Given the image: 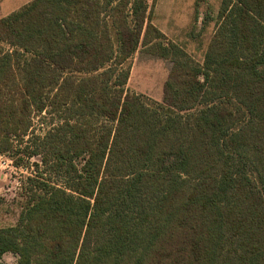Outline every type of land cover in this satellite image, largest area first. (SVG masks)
<instances>
[{
    "label": "trees",
    "instance_id": "obj_1",
    "mask_svg": "<svg viewBox=\"0 0 264 264\" xmlns=\"http://www.w3.org/2000/svg\"><path fill=\"white\" fill-rule=\"evenodd\" d=\"M152 11L32 0L0 18V155L38 159L0 264H264V0H222L201 74L156 105L122 69Z\"/></svg>",
    "mask_w": 264,
    "mask_h": 264
},
{
    "label": "rangeland",
    "instance_id": "obj_2",
    "mask_svg": "<svg viewBox=\"0 0 264 264\" xmlns=\"http://www.w3.org/2000/svg\"><path fill=\"white\" fill-rule=\"evenodd\" d=\"M26 1L0 0V14ZM146 1L153 8L152 20L137 53L122 67L131 73L126 87L151 105L173 102L171 93L178 95L185 81L202 72L222 0ZM48 122L33 116L32 133L44 135L52 127ZM23 157L25 167H16L10 155H0V228L17 224L27 199L25 180L33 171L27 167L38 159ZM15 261L12 254L4 256L5 263Z\"/></svg>",
    "mask_w": 264,
    "mask_h": 264
},
{
    "label": "crops",
    "instance_id": "obj_3",
    "mask_svg": "<svg viewBox=\"0 0 264 264\" xmlns=\"http://www.w3.org/2000/svg\"><path fill=\"white\" fill-rule=\"evenodd\" d=\"M31 1H32V0H27L26 2H24V3L22 4V6L17 7V8H15V9L13 8V9L10 10V11H7V10L3 11V13L0 14V18L6 17L7 15H9V14H11L12 12H14V11L20 9L21 7H23L24 5L28 4V3L31 2ZM0 6H1V5H0ZM0 46H1V47H4V48H6V49H9V48H10L7 44H4V43H0Z\"/></svg>",
    "mask_w": 264,
    "mask_h": 264
}]
</instances>
